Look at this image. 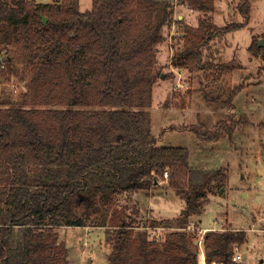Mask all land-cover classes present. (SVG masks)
Segmentation results:
<instances>
[{
  "label": "trees",
  "instance_id": "obj_1",
  "mask_svg": "<svg viewBox=\"0 0 264 264\" xmlns=\"http://www.w3.org/2000/svg\"><path fill=\"white\" fill-rule=\"evenodd\" d=\"M240 1L241 21L216 25L201 16L196 26L184 25L181 64L214 77L229 67L205 50L248 23L249 2ZM176 2L204 13L214 9V0ZM174 12L172 0H91L84 11L79 0H0L6 54L0 79L13 74L24 86L17 97H0V264H68L58 228L99 216L96 225L106 227L111 244L108 264H201L186 227L223 173L191 167L188 148L158 145L150 126L159 74L154 46ZM249 50L264 57L258 39ZM239 88L225 99L201 91L231 109ZM228 121L218 120L213 130L199 123L183 129L216 141L231 138L238 124ZM160 180L184 207L175 218L151 219L134 230L136 220L116 203L118 195L149 191ZM156 226L167 228L163 239L149 237ZM246 243L243 229L205 232V264H248L232 260L234 247Z\"/></svg>",
  "mask_w": 264,
  "mask_h": 264
},
{
  "label": "rangeland",
  "instance_id": "obj_2",
  "mask_svg": "<svg viewBox=\"0 0 264 264\" xmlns=\"http://www.w3.org/2000/svg\"><path fill=\"white\" fill-rule=\"evenodd\" d=\"M46 1L36 0V2ZM52 1L58 0L49 2ZM172 1L175 11L174 20L171 25L163 28V37L154 46L155 71L159 74L153 84L152 104L149 107L151 133L157 138L158 145L188 148L192 146L189 157L191 167L205 171L221 170L223 181L219 185H211L206 191L208 200L204 203L201 214L193 215L189 220L194 222L197 228L218 227L208 231L234 230L229 227L243 230L246 228L248 244L237 246L243 256L242 262L264 264V89L259 86L264 72V57L258 58L257 67L252 66L251 78H236V80L226 78L216 89L207 88L205 91L204 86L209 83L205 76L211 78L216 73L213 71L204 73L203 70L190 71L181 64L184 25L196 26L201 16L209 17L216 25L241 21L243 16L238 9L239 5H242L241 1L214 0V9L206 13L190 10L187 6L178 4L176 0ZM247 1L250 6V16L245 27L227 33L224 38L215 39L210 43V48L205 50V53L210 51L215 55L214 62L222 63L221 61H227L233 55L236 58L226 65L239 66L238 62L244 61L245 46L251 38L248 27L252 28L253 33H258L255 39L261 40L264 47V0ZM79 7L83 11L89 9L91 0H79ZM235 46L239 48L238 53L234 52ZM220 47L223 49L222 55L216 57ZM240 83L243 86L248 83H259L255 92L258 96L254 97L253 106L247 103L245 97L247 93L238 92L233 99L236 105L235 111L226 108L222 115L214 113L213 107L218 112L222 109L213 101L209 109L202 108L201 90L209 95H215L214 91L217 94L229 95L225 93L231 90V86ZM23 88L21 80L13 74L7 81L0 79V97H17ZM193 90H199L195 97L191 96ZM195 115L198 123H203L204 129L216 119L224 118L223 120L228 121L229 116L238 125L231 138L225 136L216 143L205 141L198 139L193 132L183 129L190 124L189 121L195 119ZM171 126H174V129H171ZM157 184L158 186L149 191L118 195L116 203L123 205L125 212L132 214L136 220L134 230L144 229L145 224L151 219L175 218L183 208L184 200L180 196L177 198L175 194L173 195L175 192L168 187L165 180H160ZM91 219H85L83 225L58 228L59 238L68 249V264H108L107 255L111 251V244L107 241L106 227L96 225L101 219L100 216ZM166 230L167 228L161 226L153 227L149 231V237L163 239ZM193 235L196 243L197 235L194 233Z\"/></svg>",
  "mask_w": 264,
  "mask_h": 264
},
{
  "label": "crops",
  "instance_id": "obj_3",
  "mask_svg": "<svg viewBox=\"0 0 264 264\" xmlns=\"http://www.w3.org/2000/svg\"><path fill=\"white\" fill-rule=\"evenodd\" d=\"M50 0H47L46 2H49ZM236 22H238V21H236ZM229 23V22H228ZM245 27V26H244ZM248 29L250 30V33H251V38H250V40L248 41V43H247V45L245 46L246 48V52H245V56H246V58L244 59V61L243 62H238V64H239V66H234V65H230L228 68H226L222 73H221V75H219V76H216V77H207V78H209V79H212L208 84H207V86H204V90L206 89L207 90V88L208 89H216L217 88V86L219 85L220 86V84L221 83H224V81H225V79L226 78H228V79H232V80H236V78L237 79H242V78H251L252 77V75H250V72H251V69H252V66L254 65V66H256L257 67V65H258V62H259V59L258 58H260L258 55H255V54H253L252 53V51H250L249 50V47H250V45H251V43H252V41H253V38H255V36L258 34V33H253V31H252V28H249L248 27ZM232 32V31H231ZM229 33V32H228ZM226 35V34H225ZM225 35L223 36V38L225 37ZM259 41V40H258ZM222 47H220V49H219V51H218V54H216V57H217V55L218 56H220V55H222ZM238 50H239V48H237L236 46L234 47V52L235 53H238ZM234 53V54H235ZM214 55V54H213ZM212 55V58L213 57H215V55L213 56ZM234 58H236L234 55L230 58V59H228L227 61H221L222 63H225V64H228L229 63V61H231L232 59H234ZM237 61H238V59H237ZM220 63V62H219ZM243 72H245L244 73V76L242 75V73ZM210 76V75H209ZM206 77V76H205ZM261 84L259 85V86H261V88H263L264 89V72H263V74L261 75ZM207 80V79H206ZM238 81V80H237ZM229 84H231V83H229ZM258 84L259 83H257V84H253V83H251V84H245L244 86L242 85V83H240V84H238V85H235L234 87H236V86H239L240 88H239V91L238 92H241L242 94H245V93H247L246 95H245V97L247 98V103L249 104H251V106H253L254 104H255V98L254 97H256L257 98V94L255 93V92H257V86H258ZM249 86H250V89H249ZM255 86H256V88H255ZM234 87H232L231 86V90H229V91H227V93H225V94H230V92L232 91V89L234 88ZM220 88H222V85H221V87ZM230 88V87H229ZM205 90V91H206ZM256 90V91H255ZM199 93V90H193L192 91V93H191V96H193V97H195L196 95V93ZM237 92V93H238ZM249 92V93H248ZM214 93H215V95H218V94H220V93H216L215 91H214ZM237 93L234 95V97H233V99H235V96L237 95ZM254 93V94H253ZM222 95V94H221ZM228 97V95H222V98L223 99H225V98H227ZM202 108H206V109H209V107H210V105H212V101H207L204 97L202 98ZM200 104V103H199ZM232 104H233V108H231L230 110H233V111H235V109H236V105L234 104V100H232ZM217 107V106H216ZM215 107V108H216ZM182 110L184 109L183 107L181 108ZM222 109V111H220V112H218V111H216L215 109H214V107H213V112L215 113H217V114H219V115H222L223 114V110L224 109H226V108H221ZM227 110H229V109H227ZM252 110V109H251ZM232 111V112H233ZM172 112H174V111H172ZM178 114L179 115H181L179 112H178ZM182 116V115H181ZM206 116V115H205ZM227 117H228V115H226ZM215 117V116H214ZM178 118V117H177ZM184 118V117H183ZM194 120H191V121H189L190 122V124H198V120H197V115H195L194 116ZM208 118H210L209 116H208ZM223 118V117H222ZM224 119V118H223ZM226 119V118H225ZM219 120H221V119H219ZM201 121H203V118H202V120ZM218 121V119H216L215 121H212V122H210V126L209 127H205V129H209V130H212V128H213V125L216 123ZM197 122V123H196ZM202 125H203V123H202ZM153 135V134H152ZM156 138V137H155ZM218 140H216V141H213V142H217ZM156 143H157V138H156ZM186 148H188V147H186ZM204 148V147H203ZM192 149H193V147L191 146V147H189L188 148V150H189V152L191 153V151H192ZM190 157V156H189ZM171 189V188H170ZM165 191V190H164ZM174 192V191H173ZM135 194H137V193H135ZM175 193H173V195H174ZM174 196H177V198H179V195H177V194H175ZM181 200V199H180ZM184 205H185V202H184V204H183V207H184ZM204 206V205H203ZM191 221V220H190ZM197 223L199 224V221L197 220ZM200 228H205L207 231L208 230H210V229H216V228H218V227H206V226H200ZM230 229H234V230H240V228H237V227H229ZM244 230H246L247 231V229L245 228ZM60 240H62V239H60ZM64 240V239H63ZM246 244H248V243H246ZM245 244V245H246ZM199 257V262L201 263V264H205V260H204V258L203 259H201V257L200 256H198ZM242 259H243V256H241V260H240V262H242ZM246 263V262H245ZM210 264H222L221 262H217V261H213V262H211ZM249 264V263H248Z\"/></svg>",
  "mask_w": 264,
  "mask_h": 264
},
{
  "label": "built area",
  "instance_id": "obj_4",
  "mask_svg": "<svg viewBox=\"0 0 264 264\" xmlns=\"http://www.w3.org/2000/svg\"><path fill=\"white\" fill-rule=\"evenodd\" d=\"M5 58H6V54L5 51H0V68H4L5 67ZM165 176H167V173L165 172L164 174ZM186 229L191 232H193L195 235H197V239H196V244L199 248V256L201 257V259L204 258V249H203V235L204 233L207 231L205 228H197L194 224V222L190 221L186 227ZM235 248V252L232 256V260L233 261H240L241 260V253L239 252V250L237 249V246L234 247ZM205 260V258H204Z\"/></svg>",
  "mask_w": 264,
  "mask_h": 264
},
{
  "label": "water",
  "instance_id": "obj_5",
  "mask_svg": "<svg viewBox=\"0 0 264 264\" xmlns=\"http://www.w3.org/2000/svg\"><path fill=\"white\" fill-rule=\"evenodd\" d=\"M46 19H47L46 16H43V17H42V21H43V22H45ZM258 45H259V46L263 45V42H262L261 40H259V41H258ZM156 183H157V181L154 182V184H156Z\"/></svg>",
  "mask_w": 264,
  "mask_h": 264
}]
</instances>
